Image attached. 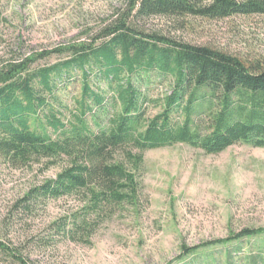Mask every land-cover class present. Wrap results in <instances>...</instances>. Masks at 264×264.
Here are the masks:
<instances>
[{
  "label": "trees",
  "instance_id": "trees-1",
  "mask_svg": "<svg viewBox=\"0 0 264 264\" xmlns=\"http://www.w3.org/2000/svg\"><path fill=\"white\" fill-rule=\"evenodd\" d=\"M254 14L264 15V0H128L126 11L92 40L37 55L65 54L63 59L31 70L30 57L5 63L0 160L12 168L38 164L40 171L63 163L54 177L32 186L15 209L27 213L49 199L82 195L76 210L51 228L85 242L95 227L91 214L134 204L144 151L175 143L209 154L237 142L264 147V67L208 45L146 34L130 23L154 15L213 20ZM152 71L169 81L170 91L154 103L161 110L149 116L155 100L147 95ZM76 82L71 93L69 85ZM258 235L264 227L242 228L184 247L180 257ZM0 250L28 264L18 246L0 241Z\"/></svg>",
  "mask_w": 264,
  "mask_h": 264
},
{
  "label": "rangeland",
  "instance_id": "rangeland-1",
  "mask_svg": "<svg viewBox=\"0 0 264 264\" xmlns=\"http://www.w3.org/2000/svg\"><path fill=\"white\" fill-rule=\"evenodd\" d=\"M127 6L128 0H0V68L25 57L33 58L30 70L57 62L65 54L37 55L92 40ZM130 23L146 34L208 45L264 67L262 14L213 20L154 15ZM149 74L147 95L155 100L147 115L154 116L161 110L154 103L170 91V83L155 71ZM77 85H69L71 93ZM143 156L134 204L91 214L95 227L85 242L51 228L76 210L82 195L49 199L27 213L15 209L32 186L54 177L63 163L40 171L38 164L12 168L0 160V241L18 246L28 264H264V235L180 257L184 247L225 238L242 228L264 227V147L237 142L209 154L175 143L148 149ZM0 262L18 264L1 250Z\"/></svg>",
  "mask_w": 264,
  "mask_h": 264
}]
</instances>
